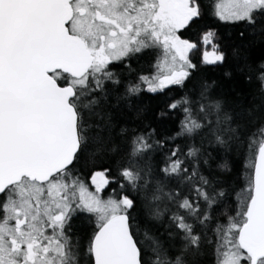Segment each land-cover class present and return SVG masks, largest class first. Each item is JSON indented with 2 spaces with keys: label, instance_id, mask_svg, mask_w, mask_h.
<instances>
[{
  "label": "snow or ice",
  "instance_id": "snow-or-ice-1",
  "mask_svg": "<svg viewBox=\"0 0 264 264\" xmlns=\"http://www.w3.org/2000/svg\"><path fill=\"white\" fill-rule=\"evenodd\" d=\"M209 17L251 38L232 51L248 102L200 81L158 114L173 134L120 126L142 93L227 62L214 27L184 36ZM257 38L264 0H0V264H264Z\"/></svg>",
  "mask_w": 264,
  "mask_h": 264
},
{
  "label": "trees",
  "instance_id": "trees-1",
  "mask_svg": "<svg viewBox=\"0 0 264 264\" xmlns=\"http://www.w3.org/2000/svg\"><path fill=\"white\" fill-rule=\"evenodd\" d=\"M206 27H214L217 30L219 43L228 53L227 62L220 66L198 64V70L194 74V79L188 83L187 89L173 87L171 91H166L163 94L142 93L135 107L125 108L119 115L114 114L120 126L138 128L142 124H150L156 129L158 138H164L173 134L176 131L177 117L173 115L167 119H159L158 114L166 109V105L170 99L178 98L185 91H191L192 85L194 83L198 84L200 81H215L216 92L224 96L229 102H248V97L256 91V88L254 83H248L240 72L237 71L239 62L233 58L232 51L237 46L242 49L246 48L251 38L246 36L242 39L239 36L240 27L224 24L210 17L201 21L199 26L185 32L184 36L196 41ZM261 39L264 38H257L255 46L248 49L253 58L264 56V48L259 43ZM151 60V55H142L133 59L131 65L135 72L146 71ZM114 70L122 73L124 77L129 76L127 69L123 65L115 66ZM225 73H231V76H226ZM137 108L140 111L139 115H137ZM76 227L78 230H89V224L85 228L80 227L79 224Z\"/></svg>",
  "mask_w": 264,
  "mask_h": 264
},
{
  "label": "flooded vegetation",
  "instance_id": "flooded-vegetation-1",
  "mask_svg": "<svg viewBox=\"0 0 264 264\" xmlns=\"http://www.w3.org/2000/svg\"><path fill=\"white\" fill-rule=\"evenodd\" d=\"M148 56H150V54H149ZM151 58H152V55H151ZM78 224H79L80 227H82V228H83V227L85 228V227L88 225L83 219L78 220V221L75 222V226L78 225ZM89 230H90V225H89Z\"/></svg>",
  "mask_w": 264,
  "mask_h": 264
}]
</instances>
